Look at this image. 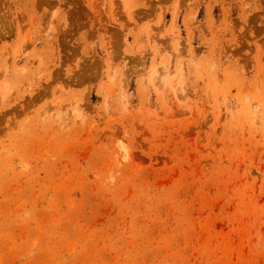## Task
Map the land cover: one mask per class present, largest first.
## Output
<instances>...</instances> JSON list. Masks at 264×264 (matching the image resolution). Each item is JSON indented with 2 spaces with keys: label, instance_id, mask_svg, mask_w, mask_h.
Here are the masks:
<instances>
[{
  "label": "rangeland",
  "instance_id": "1",
  "mask_svg": "<svg viewBox=\"0 0 264 264\" xmlns=\"http://www.w3.org/2000/svg\"><path fill=\"white\" fill-rule=\"evenodd\" d=\"M0 264H264V0H0Z\"/></svg>",
  "mask_w": 264,
  "mask_h": 264
}]
</instances>
